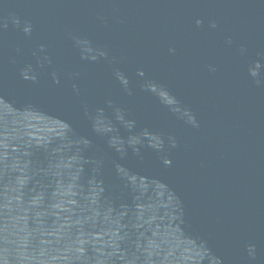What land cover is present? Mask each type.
I'll use <instances>...</instances> for the list:
<instances>
[{
	"label": "water",
	"instance_id": "1",
	"mask_svg": "<svg viewBox=\"0 0 264 264\" xmlns=\"http://www.w3.org/2000/svg\"><path fill=\"white\" fill-rule=\"evenodd\" d=\"M0 264H264V0H0Z\"/></svg>",
	"mask_w": 264,
	"mask_h": 264
}]
</instances>
